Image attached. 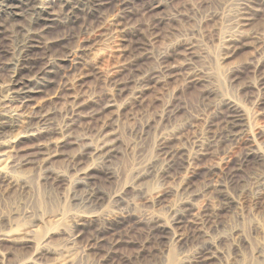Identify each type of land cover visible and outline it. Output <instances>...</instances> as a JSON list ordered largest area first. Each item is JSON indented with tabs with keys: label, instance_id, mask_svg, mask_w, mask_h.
I'll use <instances>...</instances> for the list:
<instances>
[{
	"label": "rangeland",
	"instance_id": "374dc122",
	"mask_svg": "<svg viewBox=\"0 0 264 264\" xmlns=\"http://www.w3.org/2000/svg\"><path fill=\"white\" fill-rule=\"evenodd\" d=\"M107 1L101 17L82 7L74 22L43 33L58 40L46 57L53 66L28 104L6 91L19 54L14 30L26 15L17 23L2 15L0 117L15 124L0 136V168L16 184L0 186V264H199L203 242L212 247L200 264H264V0ZM136 70L147 81H130ZM59 85L72 88L56 94ZM229 100L248 114V136L218 137L215 116ZM72 101L79 113L66 126ZM40 111L49 112L47 130L29 135L26 122ZM163 142L178 153L167 168ZM82 145L90 152L72 171ZM99 146L105 161L91 150ZM37 149L42 156L20 164ZM91 190L104 197L98 207L81 202ZM177 210L186 216L161 242L143 225L112 243L88 236L97 219L170 222ZM79 219L90 232L75 237Z\"/></svg>",
	"mask_w": 264,
	"mask_h": 264
},
{
	"label": "bare ground",
	"instance_id": "6f19581e",
	"mask_svg": "<svg viewBox=\"0 0 264 264\" xmlns=\"http://www.w3.org/2000/svg\"><path fill=\"white\" fill-rule=\"evenodd\" d=\"M56 2L60 6L59 10H57V11L54 10L51 6H45V5L37 4V0H0V22H1L2 17L3 16L5 17V15L7 16V22H9V23L16 22V21H14L16 19L14 17L15 15H21L22 17L24 15H26V17H25L26 23H24L21 26H18L14 30L15 34H16V39H17L16 41H17V45H18V49H19L18 50L19 54L11 63H8V65H7V67L9 68V71L11 70V74H12L10 88L6 89V91H8V93L10 95V99L21 100V101L27 102V104H28L29 102L33 101V99H34L33 96H35L36 93H41V92L44 93L43 90H44L46 80L43 79V76L45 74L49 73V71L51 70L50 68L53 66V60H50V59L46 60V57L49 56V51H50L49 45L53 42L58 41L57 38L55 40H47V39L42 38L43 33L46 32L47 29L53 28L55 25L63 26V24H65V23L74 22L73 19L76 17L75 16L76 12L79 11L82 7L84 8V10L86 12L85 14L93 15L92 13L96 12L97 16L101 17V11H102L101 9L104 7V5H107L109 3V1H107V0H56ZM246 2H248V1H246ZM0 25H1V23H0ZM14 31H13V33H14ZM3 39L4 38L2 37V31L0 28V69L1 70L3 69V67L6 68L5 63L3 62V58L5 55V51L7 49L6 50L4 49L5 46H3ZM5 72H6V70H5ZM86 73H87V71H86ZM11 74H10V76H11ZM147 74L150 77H152V75L150 73H147ZM130 75H128V76H130ZM146 77L147 76H145V73H142V72L136 70V72H133V74L131 75V77L129 79H130V81L137 82V84H138V83H142V82L147 81L148 77L147 78ZM189 77H190L189 81L197 80V79L192 78L190 75H188V78ZM126 80H128V79H126ZM138 86H140V85H138ZM71 88H72V85H67V86H63V85L60 86L59 85L58 89L56 90V94H60V93L66 94L69 90H71ZM70 96H71V94H70ZM71 97H74V96H71ZM75 103H76V101H75ZM223 104H224L223 108L218 110L216 113V116H215V117L219 118V123H220L221 132L219 133L220 135L218 137H221V135H222L225 138H231V139L236 140V138L241 137L243 134H246V136H248L247 134H249V132L251 130V124H250V121L248 119V114L234 101H231V100L225 101V102H223ZM71 105L72 106L70 109V116L67 117V120L65 122L66 126H68V124H70L72 122L74 123V121H75L74 118L76 119V115H77V113H79V112L76 113V107L74 106L75 105L74 101H72ZM68 107H67V109H68ZM35 113H36V110H35L34 114ZM48 116H49V112H47V111L41 112L40 111V112H38V114H36V116L32 117L31 121H29V122L25 121L26 123H30V126H32V128L29 127V130H28L30 132L29 135L37 134L38 130H40V132H42V131L45 132V130H47V129H44V128L46 126L45 125L46 122L48 121ZM12 120H13L12 118L7 119L6 117H4V118L0 117V136H3L5 133H7V131L11 130V128L15 124L13 122L14 120L13 121ZM49 120H50V118H49ZM26 125H28V124H26ZM26 127H28V126H26ZM50 131H51V129H50ZM53 131H55V130H53ZM64 132H66V131H64ZM101 141H103V139ZM251 142H253V141L250 140V144H251ZM248 145H247V148H248ZM88 147L89 146H87V145H82V147H80V148H82V149H80L81 150L80 157L79 158L74 157V159H77V160H75L73 162L71 161V163H70L69 167H70V169H72V171L76 170L77 166L81 163V157L84 155H87V153L90 152V151H88V150H90V149H88ZM254 147L255 146L252 144L251 146H249L248 149H249V151L251 149L252 153L257 154V151H255ZM104 148L105 147H100L98 149H91L95 153H98V156L102 159L101 161L107 160L106 158L108 157L107 152L105 153L103 151ZM160 151H161V157H162V160L164 163L163 166L165 168L170 167V166L174 165L175 163H178L177 162V156H178L177 154L178 153L176 152V150L171 145H168V143L163 142L161 147H160ZM42 153L43 152H40L39 149H37V151L35 150L32 154H30V152H29V153H27V155H24V154H26V152H25L22 155L23 157L20 161L21 162L20 164L22 165V164L28 163V161H30L31 159H33L35 157H38ZM78 153H79V151H78ZM95 155H93V156H95ZM40 156H42V155H40ZM71 156H72V154H71ZM86 157H88V156H86ZM34 161H35V159H34ZM32 162H33V160H32ZM20 164H19V166H20ZM105 174L106 175L109 174V171L107 169H105ZM88 175H90V174H88ZM15 184H16V181L10 175V171L3 169V168H0V186L6 185V186L13 187V186H15ZM85 184H87V183L85 182ZM103 200H104V197L101 194L95 192L94 190L88 191L81 198V202L84 204V206L88 205V206H97L98 207L103 202ZM119 200L120 199H116V201H119ZM103 216H107V215H103ZM185 216H186L185 210H177V211H175V214L170 221L171 223L163 220L162 218H160L156 215L144 216V217H131V216L117 217L116 216L111 220L97 219V221L95 223L96 224L95 228L93 229L91 234L88 236H89V239L95 243H102V242L112 243L116 239V236L118 234H121V233H119L121 230H125L127 228H133L136 225L137 226L143 225L149 230V233H150L149 235L157 243V242H161L165 238H172L173 236H175V232H173L172 229L169 228V225L179 223V221L180 220L182 221V219ZM101 218H103V217L101 216ZM79 221H81V222H79ZM79 221H78L79 223L76 222L73 225V234L75 235V237H78V235L83 236V234H87V231H88L87 230V227L89 225V223L87 222L88 220L86 221L84 219H79ZM99 223H102V224H99ZM88 232H90V231H88ZM1 236H3V235H1ZM211 247L212 246L209 245L208 242H203L201 244V246L198 248V250L196 251V253H195L196 256L194 255L196 258L195 261L199 264L204 262L203 259L206 256V254L209 252Z\"/></svg>",
	"mask_w": 264,
	"mask_h": 264
}]
</instances>
